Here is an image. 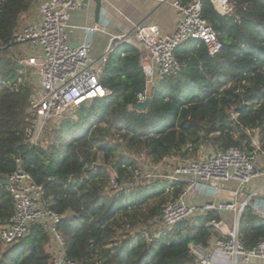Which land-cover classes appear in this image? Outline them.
<instances>
[{
	"label": "trees",
	"instance_id": "trees-1",
	"mask_svg": "<svg viewBox=\"0 0 264 264\" xmlns=\"http://www.w3.org/2000/svg\"><path fill=\"white\" fill-rule=\"evenodd\" d=\"M235 1L236 10L230 16H221L204 1L203 15L219 33L221 52L213 57L196 40L179 46L176 55L183 68L152 86L151 103L145 110L134 108L138 94L146 88L140 53L123 46L112 54L102 77L113 94L83 104L76 111L77 120H63L34 145L26 136L32 84L19 82L17 61L1 49L19 30L32 1L0 0V223L15 210L3 179L17 168L20 158L44 186L49 207L65 215L59 229L67 256L77 262L192 264L191 244L209 246L222 237L211 226L221 221V214L210 210L151 241L120 239L127 227L135 229L140 223L150 227L161 216L166 197L151 201L170 185L164 180L128 191L124 185L134 183L139 165L121 147L144 152L154 164L173 155L194 157L201 147L222 151L237 146L250 151L251 135L264 150V0ZM114 173L117 187L112 182ZM186 186L177 182L168 193L175 200ZM239 233L246 247H254L264 239V219L247 207ZM50 246L49 233L36 224L18 242L3 248L0 243V264H51Z\"/></svg>",
	"mask_w": 264,
	"mask_h": 264
},
{
	"label": "built area",
	"instance_id": "built-area-1",
	"mask_svg": "<svg viewBox=\"0 0 264 264\" xmlns=\"http://www.w3.org/2000/svg\"><path fill=\"white\" fill-rule=\"evenodd\" d=\"M31 1L37 9L36 16L23 24L11 40L3 42L1 49L17 61L19 82L28 80L32 84L26 136L27 141L34 145H39L47 131L63 120H77L76 111L83 104L113 94V90L103 85L102 77L110 57L118 48L132 46L140 53L146 76L145 91L137 97V103H142L151 98V88L156 82L183 68L184 63L176 55V50L182 44L190 40L201 41L209 55L214 57L221 52L223 42L219 33L203 15L204 1H209L221 16L233 15L236 10L235 0L171 1L179 18L175 32L163 34L156 24L135 25L113 35L103 54L95 57L92 55L93 34L99 30V24L88 28L90 36L78 45L71 44L67 31L73 12L91 0ZM162 2L170 3V0ZM243 5L246 7V4ZM248 133L251 134V131L248 130ZM251 137L250 151L232 146L211 152L201 147L198 155L190 159L173 155L179 165L165 178L170 183L166 190L172 191L177 182H184L187 186L177 199H170L164 204L160 217L151 221L155 231L151 232L150 227L145 226L134 234V240L141 237L151 241L165 233H173L180 222L210 210H231L235 212V221L232 228L222 232V237L214 238L209 246L191 244V254L194 256L192 264H242L249 263L253 258L264 260V239L248 248L239 233L241 216L251 206L256 192L243 199L239 197L255 177L264 175V166L260 167L257 163L258 158L264 160V150L258 139ZM6 178H9L6 187L15 210L10 219L0 226L1 245L7 247L18 242L31 234L34 225L41 224L55 246L51 264H83L67 256L65 240L59 229L65 215L49 207L44 186L35 181L20 158L17 159V168ZM112 179L117 187V175ZM228 181L236 183V189L229 191L231 200L218 204L214 201L202 204L194 200V194L215 197L224 190L221 183ZM211 226L221 231L220 222L213 221ZM216 251L224 254L226 260L218 262ZM95 264L104 263L96 259Z\"/></svg>",
	"mask_w": 264,
	"mask_h": 264
},
{
	"label": "crops",
	"instance_id": "crops-1",
	"mask_svg": "<svg viewBox=\"0 0 264 264\" xmlns=\"http://www.w3.org/2000/svg\"><path fill=\"white\" fill-rule=\"evenodd\" d=\"M162 0H102V11L100 21H95V2L91 0L89 4L73 12L70 20L69 37L72 45H78L80 42L90 36L88 28L99 24V30L94 32V48L92 55L99 57L108 46L111 37L124 30L131 29L135 25L156 24L163 34H171L177 30L179 18L176 8ZM187 1V0H182ZM258 165L264 166V160L258 158ZM224 189L215 197L200 196L194 194V200L197 203L214 201L216 204L231 200L230 190L236 189L234 181L221 183ZM256 192L251 199L253 212L259 218L264 219V175L255 177L241 194L239 199H243L248 194ZM221 214L220 227L221 232L225 233L232 228L235 221V212L231 210L219 211ZM216 259L222 263L226 256L216 251ZM242 264H264V260L253 258L249 263Z\"/></svg>",
	"mask_w": 264,
	"mask_h": 264
},
{
	"label": "rangeland",
	"instance_id": "rangeland-1",
	"mask_svg": "<svg viewBox=\"0 0 264 264\" xmlns=\"http://www.w3.org/2000/svg\"><path fill=\"white\" fill-rule=\"evenodd\" d=\"M37 14V9L34 8V6H32V8L26 12L25 14L22 15L21 20H20V27L25 24L27 21L31 20L32 18H34ZM19 27V29H20ZM69 30L68 31V35H69ZM70 40V37H69ZM117 138H114V141H116ZM122 140H120L121 142ZM215 148L213 146L208 147V150L213 152L216 151L214 150ZM121 152L123 154H125L126 156H129L135 160L138 161V165H139V169L136 170L135 174H134V183H125L124 186H126L128 188V191H131L132 189H134L135 187H138L139 185H143V186H154L156 183H158L159 185L164 182V180H166L165 178H167V176L170 175V173L175 169V167H177L179 165V162L174 160V156H171L169 158H167V160L162 164L159 165L158 167H156L157 164H154L149 158L145 157V153H137L131 150L126 149V147H121ZM118 156H121V154H118ZM176 156H180V155H176ZM182 157V156H180ZM183 158V157H182ZM186 159H190V157H186ZM103 162V156H100V161L99 163ZM159 164V163H158ZM115 173L113 174V177H115ZM114 185V184H113ZM114 187H116L114 185ZM162 197H166L167 201L172 199V193H168V191H166L165 194H163L161 197L152 200L151 203L154 202H158ZM164 205V204H163ZM159 217V216H158ZM156 217V218H158ZM193 217H190L187 220L192 219ZM129 224V223H128ZM190 224V223H189ZM2 224L0 223V226ZM130 225V224H129ZM145 226H147V224H138L136 227H134L135 229H133V227H127L130 228V230L132 229V231H128L126 229V231H122L121 233H123L124 235H122L120 237V239H125L124 237L127 236L126 238L129 239L130 237L134 238V234H138ZM159 229V228H158ZM150 231L154 232L155 229L153 226H150ZM120 244V243H119ZM54 245L51 244L50 249L52 252L54 251ZM3 248V245H2Z\"/></svg>",
	"mask_w": 264,
	"mask_h": 264
},
{
	"label": "water",
	"instance_id": "water-1",
	"mask_svg": "<svg viewBox=\"0 0 264 264\" xmlns=\"http://www.w3.org/2000/svg\"><path fill=\"white\" fill-rule=\"evenodd\" d=\"M89 1V0H88ZM95 2V21L99 22L101 17V11H102V0H93ZM86 3H89L86 1ZM151 103V98L148 97L144 102L142 103H136L134 105V108L137 110H145ZM3 184L6 186L9 184V178L3 179Z\"/></svg>",
	"mask_w": 264,
	"mask_h": 264
}]
</instances>
